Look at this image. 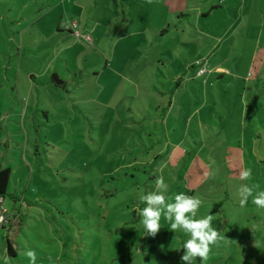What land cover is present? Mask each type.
Wrapping results in <instances>:
<instances>
[{
  "label": "rangeland",
  "instance_id": "obj_1",
  "mask_svg": "<svg viewBox=\"0 0 264 264\" xmlns=\"http://www.w3.org/2000/svg\"><path fill=\"white\" fill-rule=\"evenodd\" d=\"M209 1L0 0V169L15 215L0 264L5 252L31 264L26 250L35 264H182L189 237L163 216L154 238L140 223L161 176L168 202L198 197L196 218L213 215L225 237L194 264H264V209L238 194L248 167L264 191V122L241 132L225 98L200 114L182 102L223 20L201 18Z\"/></svg>",
  "mask_w": 264,
  "mask_h": 264
},
{
  "label": "crops",
  "instance_id": "obj_2",
  "mask_svg": "<svg viewBox=\"0 0 264 264\" xmlns=\"http://www.w3.org/2000/svg\"><path fill=\"white\" fill-rule=\"evenodd\" d=\"M204 9L200 16L206 21L217 13L223 20L215 25L209 22L213 29L206 35L212 44L201 58L207 60V70L199 76L194 71V100L185 96L182 102L198 104L195 112L200 114L207 99L217 105L225 98L227 118L241 123L239 131L251 129L259 135L264 122V0H210ZM168 33L169 29L160 36ZM50 81L57 86L53 79Z\"/></svg>",
  "mask_w": 264,
  "mask_h": 264
},
{
  "label": "clouds",
  "instance_id": "obj_3",
  "mask_svg": "<svg viewBox=\"0 0 264 264\" xmlns=\"http://www.w3.org/2000/svg\"><path fill=\"white\" fill-rule=\"evenodd\" d=\"M149 3L152 0H148ZM239 178L244 181L238 189L241 206H244L249 198L258 208L264 209V191H258L259 186L253 182V171L251 167L244 168L239 172ZM168 184L163 176L155 180V191L149 192L140 197L146 204L139 215L142 217L140 223L143 225L145 236L155 237L159 232L161 217L170 223V231L182 232L189 237L182 246L184 254L181 257L182 264H194L196 258L206 262L208 260L210 246L218 244L225 239L221 232L213 227V215H206L197 219L198 210L202 201L198 197L185 195L183 192L175 194L174 202H168L166 196ZM4 218L0 216V223ZM25 255L31 262H36V252L26 250ZM5 264H8L10 257L5 252L3 257Z\"/></svg>",
  "mask_w": 264,
  "mask_h": 264
},
{
  "label": "built area",
  "instance_id": "obj_4",
  "mask_svg": "<svg viewBox=\"0 0 264 264\" xmlns=\"http://www.w3.org/2000/svg\"><path fill=\"white\" fill-rule=\"evenodd\" d=\"M77 26L76 23L72 25L73 28ZM76 38H81L79 32L74 33ZM84 40L87 42L91 41V38L89 36H84ZM194 65L198 68V75H202L206 72L207 70V60L201 59L199 61H196ZM0 216L4 218L3 222L0 223V229L7 230L8 229V224L10 223L11 219L14 218V214H8L7 210L3 207V198L0 197Z\"/></svg>",
  "mask_w": 264,
  "mask_h": 264
},
{
  "label": "trees",
  "instance_id": "obj_5",
  "mask_svg": "<svg viewBox=\"0 0 264 264\" xmlns=\"http://www.w3.org/2000/svg\"><path fill=\"white\" fill-rule=\"evenodd\" d=\"M169 26L166 27L161 34H164L168 31ZM10 170L8 168H2L0 169V197L4 198L6 195V190L9 185V180H10ZM7 245H8V253H11V246L9 245V242L7 240Z\"/></svg>",
  "mask_w": 264,
  "mask_h": 264
},
{
  "label": "water",
  "instance_id": "obj_6",
  "mask_svg": "<svg viewBox=\"0 0 264 264\" xmlns=\"http://www.w3.org/2000/svg\"><path fill=\"white\" fill-rule=\"evenodd\" d=\"M52 79H53V81L55 82V84L58 85V86H61V85L63 84V82L60 81V80L58 79V77L55 76V75L52 77Z\"/></svg>",
  "mask_w": 264,
  "mask_h": 264
}]
</instances>
